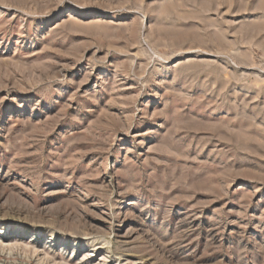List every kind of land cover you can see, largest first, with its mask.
<instances>
[{"label": "rangeland", "instance_id": "obj_1", "mask_svg": "<svg viewBox=\"0 0 264 264\" xmlns=\"http://www.w3.org/2000/svg\"><path fill=\"white\" fill-rule=\"evenodd\" d=\"M0 264H264V0H0Z\"/></svg>", "mask_w": 264, "mask_h": 264}]
</instances>
